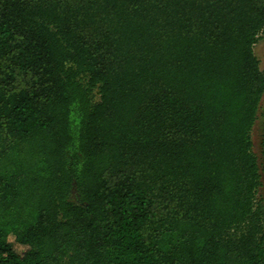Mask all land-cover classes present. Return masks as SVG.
<instances>
[{
	"label": "trees",
	"instance_id": "trees-1",
	"mask_svg": "<svg viewBox=\"0 0 264 264\" xmlns=\"http://www.w3.org/2000/svg\"><path fill=\"white\" fill-rule=\"evenodd\" d=\"M263 34L264 0H0V264H264Z\"/></svg>",
	"mask_w": 264,
	"mask_h": 264
},
{
	"label": "rangeland",
	"instance_id": "rangeland-1",
	"mask_svg": "<svg viewBox=\"0 0 264 264\" xmlns=\"http://www.w3.org/2000/svg\"><path fill=\"white\" fill-rule=\"evenodd\" d=\"M254 52L257 56V58L260 61V68L262 71H264V34L261 37V40L255 45ZM264 109V99L261 104L258 119L255 123V126L252 131V140H253V151L257 155V157L260 160V164L262 162V156H261V139H262V132H263V112ZM261 180H262V187L259 189V196L260 198L264 199V170L263 165H261ZM76 200V197H74Z\"/></svg>",
	"mask_w": 264,
	"mask_h": 264
}]
</instances>
